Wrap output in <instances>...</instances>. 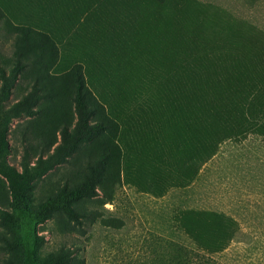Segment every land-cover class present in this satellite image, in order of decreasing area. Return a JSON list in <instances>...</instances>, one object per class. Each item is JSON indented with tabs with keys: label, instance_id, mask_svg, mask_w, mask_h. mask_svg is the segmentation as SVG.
Listing matches in <instances>:
<instances>
[{
	"label": "rangeland",
	"instance_id": "obj_1",
	"mask_svg": "<svg viewBox=\"0 0 264 264\" xmlns=\"http://www.w3.org/2000/svg\"><path fill=\"white\" fill-rule=\"evenodd\" d=\"M117 23L136 25L138 35L93 30ZM85 38L105 47L110 64L105 71L91 65L85 77L105 102L100 117L114 114L126 84L160 66V52L172 59L199 50L226 55L240 60L246 76L264 78V0H0V65L7 72L23 65L4 101L20 114L8 126V148L0 146L1 166L21 170L26 147L35 163L48 145L62 142L65 125L76 126V62ZM112 140L107 129L94 131L25 190H14L0 171V264H242L248 234L212 257L197 256L190 211L220 210L248 232L264 229L263 133L225 138L192 182L162 191L127 176L126 149ZM105 151V178L98 181L91 167L98 169ZM86 177L100 194L69 199L67 191Z\"/></svg>",
	"mask_w": 264,
	"mask_h": 264
},
{
	"label": "trees",
	"instance_id": "obj_2",
	"mask_svg": "<svg viewBox=\"0 0 264 264\" xmlns=\"http://www.w3.org/2000/svg\"><path fill=\"white\" fill-rule=\"evenodd\" d=\"M90 11L92 8H86L87 15ZM105 29L117 38L139 33L136 25L121 23L102 24L93 30ZM172 33L181 35L174 28ZM120 45L123 47V43ZM104 48L92 38H85L79 44L76 65L81 72L75 83L78 120L74 129L65 125L62 142L53 149L48 145L47 151L33 164L27 159L29 150L26 147L21 170L12 165H0V171L14 190H25L31 180L77 153L90 134L102 132L103 128L113 136L114 145L119 142L126 149L127 176L145 187L161 191L170 185L192 182L225 138L264 134V78L246 76L238 59L226 55L216 58L204 50L190 54L180 52L185 55L178 59L160 52L155 61L160 66L154 65V70H146L124 86V99L117 107L111 106L112 112L119 115L106 112L100 117L105 102L89 88L85 77L91 78V65L104 71L110 65L102 56ZM132 51L130 49V57ZM223 58V64L230 67L228 70L221 68ZM21 64L18 62L11 72H7L5 65H0L3 80L0 87L3 99L0 101V146L3 149L9 146L8 126L13 116L20 114L15 105L6 107L4 101L10 93L12 76L17 79L18 70H23ZM84 67L85 71L82 70ZM214 83L218 87L214 88ZM95 117L96 121L92 122ZM133 147L136 151L130 152ZM87 154V162L91 165L92 155ZM109 155L103 152L98 169L91 167L97 172L98 181L105 178V160ZM96 182L86 177L80 185L67 191V197L77 200L100 194L95 189ZM190 214L194 239L200 245L197 256L207 253L212 257V253L223 252L232 241L239 240L236 238L248 234L249 239L244 240L242 264H264V229L248 232L237 218L220 210L192 209Z\"/></svg>",
	"mask_w": 264,
	"mask_h": 264
}]
</instances>
